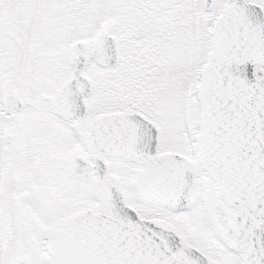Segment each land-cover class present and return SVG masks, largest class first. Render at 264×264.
<instances>
[{
	"label": "snow or ice",
	"instance_id": "snow-or-ice-1",
	"mask_svg": "<svg viewBox=\"0 0 264 264\" xmlns=\"http://www.w3.org/2000/svg\"><path fill=\"white\" fill-rule=\"evenodd\" d=\"M0 264H264V0H0Z\"/></svg>",
	"mask_w": 264,
	"mask_h": 264
}]
</instances>
